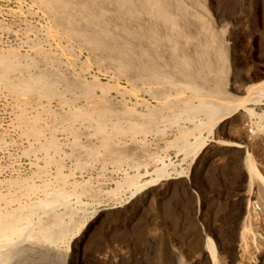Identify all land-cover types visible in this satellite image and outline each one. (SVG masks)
I'll return each instance as SVG.
<instances>
[{
    "label": "rangeland",
    "instance_id": "1",
    "mask_svg": "<svg viewBox=\"0 0 264 264\" xmlns=\"http://www.w3.org/2000/svg\"><path fill=\"white\" fill-rule=\"evenodd\" d=\"M171 1L185 11L186 16L181 20L184 29L198 38L194 42L181 39L184 51L193 52L198 41L209 40L210 29L230 56L228 66L232 69L236 67L242 72L251 66L264 69V0ZM127 19L125 26L142 34L139 26L166 30L157 19L145 14ZM63 25L38 0H0V65L9 60L23 67L25 73H56V78L62 75L58 78L62 79L57 89L61 97L64 96L47 98L30 92H13L0 80V219L18 216L20 227L33 225L35 236L44 229L57 231L53 224L56 221L48 218L52 216L33 206L40 200L54 199V192L58 195V191L60 194L66 191L65 195L69 196L68 205H60L56 212L67 229V235L57 239L58 251L39 255L23 251L22 245L9 247L0 252V264H64L61 251H69L71 240L85 242L87 254L113 249L120 242H137L144 250V257L139 256L137 264H158L160 242H207L198 239L195 233V216L200 207L203 209L201 226L218 233L221 229L230 230L231 222L223 228L221 223L231 218L230 206L235 195L247 191L250 185L249 179L240 180L247 173L248 152L252 153L236 146L241 134L224 128V122L215 130L216 134H209L201 128L208 122L203 114L194 119L179 114L183 103H175L174 99L199 104L189 89L167 85L161 100L154 99L151 88L142 80L97 58ZM115 29L114 35L124 41L121 28ZM148 42L145 38L142 43ZM17 75L14 73L13 77ZM68 81L76 83L73 84L75 90H65L70 84ZM226 90L235 98H248L231 86ZM182 92L181 97L178 93ZM208 99H214V104L223 102L217 98ZM246 104L247 107L239 109L229 121L243 115L247 121L251 118L247 109H252L258 118L251 121L254 127L249 132L257 125L264 128V103ZM104 108L108 112L105 117L98 113ZM155 110L160 112L157 114L160 118L154 116ZM155 117L164 120L154 122L152 118ZM173 118H177L178 124L170 122ZM103 120L105 125H101ZM147 121L151 126L147 127ZM97 132L101 134L98 136ZM185 133L188 134L185 136ZM105 137L108 138L106 143ZM186 138L189 144L196 143L199 138L207 139L198 157L184 146ZM51 142L55 148L59 147L53 149L49 146ZM108 146L115 153L123 154L125 159L119 163L110 158ZM231 167H235V171H230ZM128 179H134L135 184L125 182ZM161 183L165 184L163 188ZM139 185L146 186L137 191ZM211 239L218 242L215 237ZM39 240L36 242H44Z\"/></svg>",
    "mask_w": 264,
    "mask_h": 264
},
{
    "label": "bare ground",
    "instance_id": "2",
    "mask_svg": "<svg viewBox=\"0 0 264 264\" xmlns=\"http://www.w3.org/2000/svg\"><path fill=\"white\" fill-rule=\"evenodd\" d=\"M38 1L52 16H54L56 20H59L64 25H66L67 29L70 30L74 34V36L83 43V45H86L87 48H89L90 51L97 56V58L105 59L111 64L117 66L122 72H126L129 74L131 73L132 75L142 80L146 85H148L151 88V91L153 92L152 95L154 96V99L156 98L158 101L161 100L162 96L164 95L163 91L166 90L164 88H166L167 85L172 86L173 88L181 87L183 89L184 88L189 89L193 93L192 95H194L195 99L196 98L198 99L199 104L195 105V103L193 104L192 102H188L187 100L184 99L182 100V102L181 100L174 99V102L178 101L179 104L183 103L180 112L178 111L179 114L181 116L185 114L188 118H193V119L197 117L199 114H203L208 120V122H206V125L201 126V128L207 130L209 134H216L215 130L219 127V125L222 122H224L223 125L224 128H228L231 131L234 129L236 133L241 134L240 135L241 140L239 143L236 144V146H238L239 149L242 150L245 149V151L247 149L248 151L250 150L252 152V153L248 152L247 167H246L247 173H244L240 177L241 181L244 179L247 180L249 179L250 185L248 186V189L245 187L247 191L239 192L238 194L235 195V200H233L230 206V210L232 213L231 218L229 216L227 217V221H225L224 219L223 222L221 223L222 224L221 228H223L229 222H231L232 226L230 230L221 229L218 233L217 231H212V229H210L207 226L205 227L201 226L200 223L203 222L202 219L203 209L200 207L195 216V220L197 223V230L195 231V233L198 239H200L201 241L207 240V242H160V246H159L160 256L158 259V264H264V128L257 125L256 129L253 132L250 131L251 132L250 134L249 130L252 127H254V124L251 121L253 119L258 118L256 111L252 109H247L251 117L247 121H246L247 118L244 119L243 117L244 115L241 117L239 116L240 118H236L229 121V119H231L234 115H236L239 112V109L242 108L245 109L247 107L248 104L246 103H250V102L252 103L254 102L255 104L264 103V69H261L260 67H256V66L255 67L251 66V68L250 67L245 68L244 72L238 70L236 67L232 69L230 66H228V61L230 59V56L228 55L226 49L223 47L222 43L217 40V36L214 35L213 32L210 31V29L208 30V33L210 34L209 40L206 39V40L198 41V44L195 46L193 52L184 51L180 46L181 39H189L194 42L198 38H196V36L191 32L186 31L184 29L183 25L181 24V20L186 16L185 11L182 9V7L179 4L176 5L171 0H38ZM141 14H145L152 18L157 19L160 23H162L165 26L166 30L161 31L157 27L139 26L138 29H140L144 33L142 34L141 31H140L141 33H139L136 29L125 26L126 25L125 21L128 17H129L128 19L130 18L136 19ZM115 28H121L122 30L121 35L124 41H121L118 36L114 35L113 30ZM114 31H116V29ZM145 38L148 39L149 44L142 43L145 41ZM165 48H167L166 52H165ZM18 66L13 64L9 60L3 61V63L0 65V80L3 81L11 91L13 92L23 91L26 93L30 92L29 94L33 93L47 98H55L59 96L61 97L62 93L57 89V84L61 82L60 80L62 78L61 79L58 78L62 77V75L56 78L54 76L56 73H54V75L49 74V72L46 73L42 71L40 72L31 71L25 73L26 71L22 70L23 67L21 68ZM14 73H18V75L16 77H13ZM72 83L76 84L74 82ZM70 84H68L67 86L66 83L65 86H67V88H65V90L68 91L75 90L74 85L73 84L70 85ZM230 86L237 93L239 94L244 93L246 94V96L248 95V98L246 97L247 99H244L245 98L244 97L240 99L228 95L226 89H228V87ZM150 88H148V90H150ZM65 90L63 91L66 92ZM176 90L174 92H176ZM180 91H182V89ZM138 92L140 93L141 90H139ZM142 92H144L143 89ZM169 94L170 93L168 92V95ZM178 94L181 95V97L183 96V92ZM202 95H206V96L202 97ZM20 96H21L20 98H22V95ZM194 97L192 96L193 99ZM208 97H210L211 99L217 98V100L220 99L223 100V102L220 101L222 104L220 103L218 104L215 101L216 104H214L212 102L214 99L210 100L208 99ZM90 102L94 103L92 99ZM157 105H159V103ZM102 107L103 106H101V108ZM170 107L173 106L171 105ZM162 108L163 107H161V109ZM110 109L112 110V108ZM173 109L177 110L176 108ZM93 110L96 109L93 108ZM98 111H99L98 113L100 115H103V117L108 115V112L107 110H105V108ZM159 111H160V107H159ZM169 111L170 110L166 112L169 113ZM158 113L156 111V114L154 116H156ZM72 114L74 115V113ZM72 114L70 113V115ZM92 114H90V116H93ZM153 114H151L150 116H153ZM75 115H76V111H75ZM113 115H111V117H113ZM170 115L168 117H170ZM181 116L178 117L181 118ZM85 118L88 117L85 116ZM159 118L155 117L152 118V120L154 122H159L164 120ZM188 118L185 119L188 120ZM183 119L184 118H182V120ZM69 120L73 121L71 117ZM103 121H102L103 123L99 122V124L101 123V125L102 124L105 125V120ZM106 122H108L107 119ZM170 122H172L173 124H178L177 118L176 119L173 118V120H171ZM147 123L149 122L147 121ZM150 124L151 122L149 124H146L147 127ZM154 124L157 125V123ZM115 126L116 124L114 125V127ZM114 127L112 128V130L114 129ZM129 127L131 129L130 125ZM146 128L143 127L142 129H146ZM113 131L116 132L117 130H113ZM99 134L97 132L98 136ZM187 134L185 133V136ZM36 136L38 135L36 134ZM39 136L41 137L42 135ZM107 139L108 138L105 137V143ZM185 140L187 141V138ZM206 140L199 138L197 139V142L195 141L196 143L194 144H189L187 141V144H184V146L185 145L188 146V148L195 153V156L198 157L201 150L205 149L206 147L205 145ZM244 140L246 141V143L243 142ZM51 141L53 142L56 140L51 139ZM52 142L50 145L48 144L50 147H53V149L59 147L57 146L55 148V145ZM48 143L50 142L48 141ZM77 144L78 143L75 144L76 147ZM40 145L42 144L40 143ZM48 145L47 148H49ZM44 146L43 149L45 151L47 149H46V145ZM104 146L105 145H103V147ZM78 147L81 148L80 145ZM110 148L111 147L108 148L109 150L107 153L108 156H110V158L115 159L119 163L125 159V156L123 154L115 153L114 150ZM124 149L125 148H123V150ZM190 150H186V151H190ZM105 151L107 150L105 149ZM86 152H88V150ZM89 152L91 153L92 151ZM242 152L244 153V151H241V153ZM229 169L230 171H235V167H231ZM125 182L133 184L135 180L128 179V181ZM161 184H162L161 188H163L165 184L164 183ZM30 186L31 188L33 187L32 185H29L28 187ZM145 186L143 185L140 187L139 185L138 189L136 190L138 191ZM55 193L56 192H54V196H53V198L55 197L54 199L50 198V201L48 200L42 202L40 200L39 204L33 207L38 211L41 210L45 212L46 215L47 214L51 215L52 217L49 216L48 218L49 219L53 218L56 221L57 224L56 223L53 224L57 226L55 227L58 228L57 231H50L48 229L45 231L44 229V231L41 230L42 232L37 233V236H35L33 233L34 228L32 227L33 226L32 224H28L27 226L20 227L19 224H21L20 223L21 219L19 220L18 216L17 217L5 216V218L0 219V252L3 251L5 248H9V247L14 248L21 245L23 247V251L29 250L31 253L34 254L36 253L39 255H43L44 253H48L50 251L59 250L57 249L58 247L56 246L57 239L65 236V234L67 233V229L66 227L63 226L64 223L61 224L60 217L56 214V212H57V208L60 205L63 206L68 205L67 197L69 196L65 195L66 191L64 194H62V192L60 194L59 191H58V195H55ZM148 196H150V193H148ZM23 209L21 207V210ZM34 209H32L33 212ZM215 223L217 224L218 222ZM49 225H50L49 227H51V224ZM210 236L211 238L212 237L217 238L218 242H213ZM39 239L44 240V242H36ZM55 240L56 242H54ZM126 243L120 242L117 245H115L113 249H101L96 252H91L87 254L85 251V242H75L74 240H71L69 244V251L67 250L68 252H64V251L61 252L65 259L64 264H82V263L137 264L139 260V256L141 258L144 257V250H141V247L137 242H126Z\"/></svg>",
    "mask_w": 264,
    "mask_h": 264
}]
</instances>
